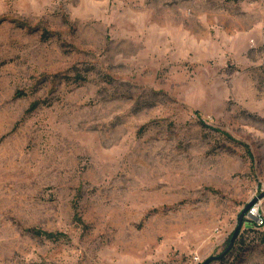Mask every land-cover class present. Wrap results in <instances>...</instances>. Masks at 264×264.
I'll list each match as a JSON object with an SVG mask.
<instances>
[{"label":"rangeland","instance_id":"1","mask_svg":"<svg viewBox=\"0 0 264 264\" xmlns=\"http://www.w3.org/2000/svg\"><path fill=\"white\" fill-rule=\"evenodd\" d=\"M254 199L264 0H0V264H264Z\"/></svg>","mask_w":264,"mask_h":264},{"label":"built area","instance_id":"2","mask_svg":"<svg viewBox=\"0 0 264 264\" xmlns=\"http://www.w3.org/2000/svg\"><path fill=\"white\" fill-rule=\"evenodd\" d=\"M245 217L254 227H264V214L261 209H258V202L253 203L248 208ZM197 259L199 264L201 261L198 256Z\"/></svg>","mask_w":264,"mask_h":264},{"label":"water","instance_id":"3","mask_svg":"<svg viewBox=\"0 0 264 264\" xmlns=\"http://www.w3.org/2000/svg\"><path fill=\"white\" fill-rule=\"evenodd\" d=\"M255 201H256V199L250 201V202L246 205V207L244 208V210L242 211V214L239 216L238 224H237V226H236V228H235V230H234V232H233V234H232V236H231V238H230V242H229V245H228V248H227V249H229V248L233 245L235 239H236L237 236L239 235L240 228H241V225H242V217H243L244 214H246L248 208H249V207H250ZM212 260H213V258H208V259L204 260L201 264H209Z\"/></svg>","mask_w":264,"mask_h":264},{"label":"bare ground","instance_id":"4","mask_svg":"<svg viewBox=\"0 0 264 264\" xmlns=\"http://www.w3.org/2000/svg\"><path fill=\"white\" fill-rule=\"evenodd\" d=\"M258 209H259V205H258ZM195 261H197V258H194Z\"/></svg>","mask_w":264,"mask_h":264}]
</instances>
